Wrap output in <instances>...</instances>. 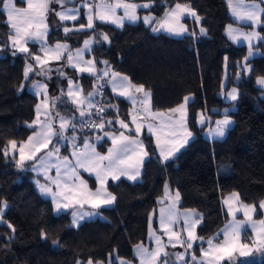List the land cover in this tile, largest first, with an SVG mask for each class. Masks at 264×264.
<instances>
[{"label": "trees", "instance_id": "16d2710c", "mask_svg": "<svg viewBox=\"0 0 264 264\" xmlns=\"http://www.w3.org/2000/svg\"><path fill=\"white\" fill-rule=\"evenodd\" d=\"M227 1L157 0L151 9L160 18L171 6L186 5L202 19L206 37L196 34L190 22L189 30L194 35L180 39L150 33L143 24L117 29L99 23L92 30L65 32V28L84 25V17L51 31L50 45L65 42L71 50L95 37L93 55L98 66L128 77L133 85H143L152 95L154 111L170 114L173 112L169 110L181 106L185 98H193L188 105V126L194 135L190 145L164 164L152 138L145 135L149 159L144 164L142 180L134 184L125 180L110 182L108 190L116 197V204L101 210L105 220L86 222L77 228L70 214L55 215L51 202L40 196L31 172L33 162L22 163L4 154L11 141L24 142L36 131L29 124L35 120L39 99L28 87L36 81L47 84L53 116L73 119L75 127L66 135L77 136L81 144L95 141L105 131L119 132V118L129 123L131 105L103 90L99 101L104 112L97 114L94 109L95 126L81 124L77 108L67 97L68 80H79L88 95L99 87L96 78L78 77L67 67L66 58L25 77L26 66L34 62L32 52L13 55L10 30L0 5V212L7 206L0 222V264L135 262L134 249L148 240L151 225L158 228L157 211L168 183L180 194L179 208L194 211L198 219L188 264H192V258L201 257L209 241L230 221L224 207L227 196L237 194L242 203L255 206L257 218L262 217L264 90L257 81L264 78V27L260 28L262 40L256 46L261 56L245 62L247 47L236 46L226 36V28L238 24L230 16ZM57 5V0H49L50 9H57ZM233 87L238 89L239 98L226 103L220 94ZM232 107L235 111L228 115L235 125L226 139L207 141L206 128L198 125L199 115L217 120ZM62 143L63 136L57 135L50 149L61 148V155L67 156L71 148ZM106 149L107 143L100 145L101 151ZM244 241L253 243L249 231ZM224 264H264V257L242 260L234 256Z\"/></svg>", "mask_w": 264, "mask_h": 264}, {"label": "crops", "instance_id": "0c3cea01", "mask_svg": "<svg viewBox=\"0 0 264 264\" xmlns=\"http://www.w3.org/2000/svg\"><path fill=\"white\" fill-rule=\"evenodd\" d=\"M157 0H121L123 3H131L135 4L137 7L135 9L137 19L135 21H129L127 18L123 17V8H118L116 9V16L119 18H122V25L119 26L117 23H112L111 18L101 21L98 17V13L101 10V6L107 5V4H115L117 3V0H81L78 2V0H57V13L55 15L54 9H50L49 7V0H44V2L47 3V8L44 9L43 12V21L44 25L46 27L41 26L39 28H36L35 26L28 28L29 32L32 31H40V32H46L45 38L43 41H40L38 38L33 39V38H28L27 39V48L29 51L27 53H22L18 51V46H13L11 37L14 34V30L10 27V24L7 20L6 16V10L2 6V11L6 16V23L9 27L10 30V49L13 53V55H18V54H29L32 52V57L34 55H39L41 57V60L38 62L33 59V64H30L32 66L31 70L28 72L27 78L33 73L35 70H40L44 71L49 68L51 64H59L62 62L64 58H66V63L67 67L74 71L78 77L81 76H94L99 85L98 89H96V94L93 96L91 103L92 107H88L87 103V95L83 91V87L81 85V82L75 78H70L68 80V86H67V97L70 103H72L78 110V118L83 117L84 119V125L85 127H90L93 128L95 126V122L92 119L93 114H94V109L99 101V97L102 95L103 90H107V92L115 99H123L126 102H128L131 105V116H130V121L128 124V128H122L120 125V122L118 121V125L120 128L119 132L116 131H105L103 132L95 141L92 140H86L84 143H80L81 139L76 138L75 143L72 144L70 147V153L67 156H62L60 149L58 152H56V149L51 150L50 147L52 146L55 137L58 135L56 133H59L60 131H63L60 129V123L61 117L64 116H53L52 110L50 111L49 115V107H46L42 104L43 100H45L46 97L49 95V90L47 87H36L37 85H43V82L36 81L33 83L29 88V92L35 95L39 101L36 106V117L35 120L29 124V127H35L36 131L33 133L26 141L17 143L16 142V149H13L11 145L8 148V155L11 157H17V159L22 162H33L31 172L35 175L36 177V183H37V188L40 196L51 202L53 206V212L55 215L60 216L63 214H70L71 220H72V225L74 227H79L82 224L86 222H91V221H96V220H102L104 221L105 218L101 214V210L103 209H111L115 206L116 204V197L111 194L108 190V185L110 182H119L122 180L128 181L130 183H138L142 180V174H143V168L144 164L147 162L149 159V150L147 143L144 139L145 135L149 136L152 138L156 152L159 155L161 161L165 164L171 160H173L175 157H177L182 151H184L190 143L194 140V135L191 133L189 126H188V105L193 101L192 97L187 98V102L183 103L181 106H183L184 109V117H183V127H181L180 124H175L174 128L173 127H161V124L163 122L168 121L169 118H172L173 120L180 119L181 113H170L166 114L163 112H157L154 111L152 108V95H150V101L147 105L144 107H141L139 103H133V97L137 99H141L144 96L143 92H136L135 88H130L124 95H121L120 92L122 91L121 89H114L113 88V77L112 73L116 72H110L108 73L107 69H101L98 66L97 60L95 56L93 55V50L97 44V39L95 37H89L87 40H91L92 44L90 46V49H86L84 51V56L83 59L85 62L91 61V65L87 63H81L77 64L76 67H73L69 65L67 56L69 54V51L73 54L74 57V62H75V52L78 49H84L85 48V41L83 44L75 49L71 50L70 45L65 42H60L56 43L53 45L49 44V35L51 31L54 29H57L61 24L63 23H72L75 22L82 17L85 19V24L83 28L81 27H76V28H67L69 29L66 33H73V32H82V31H88L92 30L95 28L97 24H107L110 26H113L117 29H122L126 25H138V24H143L146 28L149 29L150 33L156 34V35H166L171 38H184L187 36H193L194 32L189 30V26L187 22H190L193 24L195 28V33L199 34L202 37L207 36V31L203 28L202 26V19L197 15L193 17L190 12H181L179 14V23L183 25L184 29L186 31H182L180 35L172 34L165 30L162 27H159V22L163 21L165 18L173 19L172 17H168L167 14L173 11H176L175 5L171 6L169 9L165 11V13L160 17L157 18L152 12L151 9L154 7L155 2ZM34 4L42 2V0H32ZM14 3L17 7L19 8H27V0H14ZM66 3L71 4V3H76V5H71L67 6ZM145 5H147L145 7ZM183 6V5H182ZM189 8V7H188ZM191 9V8H189ZM192 10V9H191ZM70 12V13H76L78 12V15L76 16V19H65L61 20L58 13L60 12ZM91 14L92 16V21H93V27L92 28H87L88 24V17ZM145 18H148L151 22L150 23H145ZM238 24H246L242 22H237ZM249 26V25H248ZM244 27V26H242ZM261 27V26H260ZM264 27V26H262ZM157 30H153V29ZM245 28V27H244ZM203 30V31H202ZM261 34V33H260ZM57 44L60 45H67L69 51H65L63 56L60 59H56L54 55L49 54L48 56L44 55V49L43 45H46L49 49H54ZM29 65L26 66V69H28ZM93 68L95 71L94 72H89L87 70L85 71H80V68ZM107 72L108 75H104V73ZM122 77H125L120 74L117 79H120ZM128 78V77H127ZM128 82L131 83L130 79L128 78ZM132 84V83H131ZM133 85V84H132ZM47 86V85H46ZM136 86V85H135ZM227 86V81L224 83V88ZM71 88L73 90L74 96H69L68 95V90ZM233 90H235V95L236 99H231L230 94L233 93ZM151 94V93H150ZM50 96V95H49ZM221 98L224 99L226 103H233L238 100L239 98V91L237 88H231L229 90H224L220 94ZM75 100V102H73ZM84 103H81V102ZM39 110V113H38ZM81 110H83L84 115H81ZM147 111V117L145 116V112ZM235 111V108H229L225 109L223 112L224 115L217 119V120H212L210 118L205 117L203 114L199 115L198 118V125L199 127H205L206 132H205V139L209 142L213 141H223L226 139L229 131L233 129L235 122L233 118H231L228 113ZM139 112V115H137V123H140L143 121V126L141 128L140 134H136V123H133L132 117L133 115L137 114ZM163 113V117L160 118L157 116V118H152L156 114ZM66 118V117H64ZM67 120L70 121V123L65 125V131L70 130V128L73 129V124L74 120L71 118H66ZM228 119L231 121V123L227 126L224 136L223 137H218L215 135V130L217 126V122ZM80 120V119H79ZM93 124L91 125V123ZM125 123V122H124ZM149 124L154 125L151 131H149ZM45 125H50L52 130H53V135L49 138L50 142L47 144L46 147L38 150V151H33V147L36 143L37 133L41 132V129ZM184 129L187 130V132H190L191 135L188 136ZM176 131V135H171L170 133ZM123 132L126 136L131 137L134 140H137L139 143L143 144V149L139 150L140 154L139 156L133 155L132 159L133 161L135 160H140V163L138 165V170H139V175L134 179L130 180L126 175H121L119 179H113L112 176L109 174L107 175L103 183L99 179H97V171L92 168H84L80 167L77 165V157L75 153H79L83 149V145L87 143L90 148H95V151L101 155H107L109 149L113 147H121L120 144L113 145L112 143V137L115 135L117 138H119V133ZM157 136L160 138V145H157ZM178 137H183L186 142L182 144V146H179V150L173 152L171 156L167 160L164 159L163 156H161V149H168V148H173L176 147L173 142L177 140ZM30 138H32V143H28ZM74 138V137H72ZM69 139V138H68ZM65 140V139H64ZM66 142V140L64 141ZM107 143V149L105 151L100 150V145ZM126 143V142H125ZM63 144V143H62ZM21 146H24V157L21 159L20 156V148ZM64 147V146H63ZM147 153V155H144V153ZM49 153L52 155L49 156ZM67 158V159H65ZM49 161V165L47 169L45 170L44 167L41 166L42 161ZM104 165H107L108 161H103L102 162ZM59 167V176L57 175V168ZM74 167L75 172H71L70 168ZM71 177V178H70ZM41 185H46L47 187L51 188L52 194L45 195L41 193L40 191V186ZM101 193V198L103 196L108 195V196H114L115 200L110 203V204H102L98 208H94L90 202L83 203L81 205L79 201V194L80 193H96V192ZM177 191L173 190L168 183L165 186L164 190V197L161 200L160 207L157 211V225L158 228L154 227L151 225L149 229V234H148V240L143 243L138 245L134 249V256L136 258L135 262H129V261H124V260H119L118 264H143V258L141 256V250H147V252H157L159 249L158 255L155 259V264H162V262L167 261L168 264H188L189 263V250L192 248H188L186 246L188 242V232L189 228L188 226L184 223V217L187 216H192L193 218H196V214L191 211V210H182L179 208L180 203H181V197L180 194L178 193L177 196ZM55 195V199L54 196ZM61 200L65 204H69L67 208L61 207L59 210H57L56 207V201ZM226 201H228L226 203ZM246 204L242 203L240 200V197L237 194H231L227 196L224 199V207L227 213L230 215V209L232 206H235L237 209V213L240 215H243L242 213L244 211H249V214H252L251 209H245ZM250 207V205H247ZM173 208L176 212L177 219L175 223L173 224H167L162 226L160 224V213L161 210H164L167 212L168 209ZM7 208H5V205L3 207V210L0 212V222H2V216L6 212ZM260 210L262 212V216H264V212L262 211L263 209L260 207ZM74 213H84L82 218L78 219L76 223H74ZM258 213V210L255 208V211L253 212V216L256 218ZM234 222L230 221L228 222L220 231L219 233L212 238V245L208 246L203 252L201 257L197 260L196 263L194 264H224L225 261L230 259L231 257L238 256L242 260H251V259H257L259 257L263 258L264 257V248L258 253L257 256H254L257 252L253 249V246L255 247L257 242L255 241V232L253 230V233H251V238L253 240L252 244H249L244 241V227H242L241 232H240V237H239V243L240 244H246L248 245L247 248H237L234 252H232L230 255H225V258L223 260L217 259V257L220 255L216 251V246L217 245H222L224 243V238H225V230ZM165 228H167V231H165ZM196 228L191 229L193 233V239H192V246L194 244V241L196 239ZM175 232L176 235L171 236L170 239V234ZM253 234V236H252ZM217 239H220L221 241L218 242ZM159 241V242H158ZM241 252H246V255H242ZM205 253H208L207 255ZM183 254V255H182ZM183 256V259H182ZM260 258V259H261ZM192 260V259H191Z\"/></svg>", "mask_w": 264, "mask_h": 264}, {"label": "snow or ice", "instance_id": "6c2138e0", "mask_svg": "<svg viewBox=\"0 0 264 264\" xmlns=\"http://www.w3.org/2000/svg\"><path fill=\"white\" fill-rule=\"evenodd\" d=\"M0 5L3 6V8L6 10V16L7 20L10 24V27L14 30V34L11 37L13 46H18V51L22 53H27L29 49L27 48V39L28 38H33L36 39L38 38L40 41H43L46 35V32H40V31H32L29 32L28 28L35 26L36 28H39L41 26L46 27L44 25L43 21V12L44 9L47 8V3L42 0L40 3L34 4L32 0H27V8H19L15 5L14 0H0ZM147 5H145L146 7ZM136 5L131 4V3H123L121 0H117V3L115 4H107L101 6V10L98 13V17L101 21H105L109 18H111L112 23H117L119 26L122 25V18H119L116 16V9L118 8H123V17L127 18L129 21H135L137 19L136 16ZM176 11L170 12L167 14L168 17H172L173 19L165 18L163 21L159 22V27L164 28L168 32L176 35H180L182 31H186L184 29L183 25L179 23V14L181 12H190V14L195 17L196 13L189 9L186 5H181L177 3L175 5ZM256 8H252L247 10V17L249 19H253L256 15ZM59 17L61 20L65 19H76V16L78 15V12L76 13H70V12H60L58 13ZM151 21L148 18H145V23H150ZM81 28L85 27L84 25L80 26ZM87 28H92L93 27V21H92V16L91 14L88 17V24L86 26ZM69 29L65 28V32H67ZM154 31L157 29H153ZM203 31V30H202ZM230 34H231V29H230ZM255 35V34H252ZM239 36H244L245 38H249L247 34L244 33H235L233 38L239 37ZM104 40H108L107 35H103ZM85 43V48L84 49H78L75 52V62H74V57L73 54L68 50V46L65 45H60L57 44L54 49H49L46 45H43L44 49V55L48 56L49 54H52L55 56L56 59H60L65 51H69V54L67 56V60L69 65L76 67L77 64L81 63H87L91 65V61L85 62L83 59L84 56V51L86 49H90V46L92 44L91 40H87L84 42ZM251 55V52L249 53ZM33 59L36 61H40L41 57L39 55H34ZM32 66L29 65L28 69L25 71V77L28 76V72L31 70ZM80 71H89V72H94L95 70L91 67L85 69V68H80ZM104 75H108L107 72L104 73ZM119 73H112L113 77V88L114 89H121L122 91L120 92L121 95H124L130 88H135L136 92H143L144 96L141 99H137L133 97V103H139L141 107H144L147 105L150 101V92L146 91L144 89L143 85L140 86H135L132 85L130 82H128V78L122 77L120 79H117L119 77ZM258 83L261 85H264V78H261L258 80ZM36 87L40 88L43 87V85H37ZM68 95L74 96L73 90L69 88L68 90ZM231 99H236L235 95V90H233V93L230 94ZM75 102V100H73ZM187 102V98H185V103ZM81 103H84L83 101ZM88 107H92V103L90 100L87 101ZM169 111L173 113H181L180 119L173 120L172 118H169L168 121L163 122L161 124V127H173L175 124H180L181 127H183V117H184V109L183 106H179L175 109H170ZM39 113V110H38ZM81 115H84L83 110H81ZM137 115H139V112L132 117L133 123H136V134L139 135L141 128L143 126V121L140 123H137ZM163 113L156 114L152 118H157L163 117ZM145 116L147 117V111L145 112ZM61 123H60V129L63 130L65 128V125L70 123L69 120H67L64 117L60 118ZM231 123L228 119H224L221 121L217 122L216 130H215V135L218 137H223L225 130L227 126ZM120 125L122 128L127 129L128 124L124 123L123 121L120 122ZM100 127H103V124L100 125ZM154 125L149 124V131L152 130ZM186 134L188 136L191 135L190 132H187L186 129H184ZM53 130L50 125H45L40 133H37L38 139H36V143L33 147V151H38L44 147L47 146V144L50 142V137L53 135ZM60 136H63V131H60L59 133H56ZM171 135H176V131H173L170 133ZM126 142V143H125ZM186 140L183 137H178L176 141L173 143L177 145L176 147L173 148H168V149H161V156L164 157L165 160L169 158L173 154V152L179 150V146H182L183 143H185ZM28 143H32V138H30ZM112 143L113 145L120 144L121 147H113L109 149L107 155H101L95 151V148H90L87 143L83 145V149L79 153H75L77 157V165L80 167L84 168H92L97 171V179L103 183L104 178L107 175H111L113 179H119L121 175H126L130 180H134L138 175H139V170H138V165L140 163V160H135L133 161L132 157L133 155L139 156L140 152L139 150L143 149V144L139 143L137 140L132 139L129 136H126L123 132L119 133V138H117L115 135L112 137ZM10 145L13 149H16L17 145L15 141H11ZM157 145H160V138L157 136ZM59 151V148H56V152ZM5 155H7V151L4 152ZM52 154L49 153V156ZM144 155H147L145 152ZM20 156L21 159L24 157V146H21L20 148ZM67 159V158H65ZM108 161L107 165H104L102 162L103 161ZM49 165V161L45 160L41 162V166L47 169ZM71 172H75V168L72 167L70 168ZM57 175L59 176V167L57 168ZM71 178V177H70ZM40 191L41 193L48 195L52 194L51 188L47 187L46 185H41L40 186ZM54 199L55 195L53 194ZM178 196V193H177ZM115 200L114 196H108L105 195L103 198H101V193L98 191L96 193H80L79 194V201L81 205L86 202H90L94 208L100 207L102 204H110ZM228 201H226L227 203ZM69 204H65L61 200L56 201V207L57 210H59L61 207L67 208ZM245 209H248L249 206L245 205ZM260 207L264 209V202L261 203ZM251 211H255V206H251ZM84 213H74V223L77 222L78 219L82 218ZM244 216L247 220H251V216L249 215V211L244 212ZM177 219L176 212L173 208H170L165 212L164 210H161L160 213V224L162 226L167 225V224H173L175 223ZM184 223L188 226L190 229L188 232V242L186 246L188 248L192 247V239H193V233L191 229L195 228L196 224L198 223L197 218H193L192 216H185L184 217ZM259 224L261 225L260 231H264V220H260ZM243 225L240 222H236L231 224L226 230H225V238H224V243L222 245H217L216 246V251L220 253V255L217 257V259L223 260L225 258V255H230L232 252L237 250V248H247L248 245L246 244H240L239 243V237H240V232L242 229ZM165 231H167V228H165ZM176 235L175 232L170 234V239L171 236ZM159 242V241H158ZM209 245H212V242L209 241ZM159 249L157 252H147V250L142 249L141 250V256L143 258V264H155V259L158 255ZM206 255L208 253H205ZM242 255H246V252H241ZM88 264H91V261L88 262ZM162 264H168L167 261L162 262Z\"/></svg>", "mask_w": 264, "mask_h": 264}, {"label": "rangeland", "instance_id": "374dc122", "mask_svg": "<svg viewBox=\"0 0 264 264\" xmlns=\"http://www.w3.org/2000/svg\"><path fill=\"white\" fill-rule=\"evenodd\" d=\"M227 2H228L229 13H230L231 18L235 22H242V23H246V24H241V25L240 24H234V23L230 24L226 28V36L236 46L247 47L248 51H247V55L245 58V62L249 61L253 58H256L258 56H261V51L256 46L262 40V36L260 34V28L262 26H264V0H228ZM253 7L257 9L256 15L253 19H249L247 17L246 13H247V10L252 9ZM54 13L56 15V13H57L56 8L54 9ZM242 26H244L245 28ZM230 29H231V34H230ZM235 33L247 34L249 36V38H245L244 36H239V37L233 38ZM252 34H255V35H252ZM250 52H251V55L249 54ZM46 85L47 84L43 82V87H47L49 90V87ZM257 85L264 90V85L259 84L258 81H257ZM95 94H96V89H93V91H91L87 95V101L88 100L91 101ZM42 104L46 107H49V115H50L51 99H50L49 95H48V97L45 98V100H43ZM79 119H80L81 124L84 125L85 121H84L83 117H79ZM74 127L75 126H73V128ZM71 129L72 128H70V130ZM70 130L65 131V129H63V144H62V146H66V145L71 146L72 144L75 143L76 138H78L77 136H74V138L67 137L66 134ZM64 139L66 140V142H64L65 141ZM59 149H61V148H59ZM5 208H7L6 205H5ZM248 209H251V208H248ZM230 210H231L230 211V218H231L230 221H232L234 223H236V222L242 223V225L244 227V233L247 230H249L251 233H253V230H254L255 237H256L255 241L257 242V244L255 247L253 246V249L255 250V252H257L254 256H257L258 253L264 248V231H260L261 225L259 224L260 220H264V216H262L261 218H257V217L255 218L253 216V212H252V214L251 213L249 214L251 216V220H247L244 216L245 211L242 213L243 215H240L239 213H237V209L235 206H232ZM262 211L264 212V209ZM252 236H253V234H252ZM260 258L261 257H259L257 259H252V260H260ZM182 259H183V256H182ZM197 260L198 259L192 258L191 263L194 264L197 262Z\"/></svg>", "mask_w": 264, "mask_h": 264}, {"label": "built area", "instance_id": "2783aa9c", "mask_svg": "<svg viewBox=\"0 0 264 264\" xmlns=\"http://www.w3.org/2000/svg\"><path fill=\"white\" fill-rule=\"evenodd\" d=\"M95 110L97 114H101L104 112V105L101 101L97 102L96 106H95ZM94 121V120H93ZM122 119L119 118V122H121ZM93 124V122L91 123V125Z\"/></svg>", "mask_w": 264, "mask_h": 264}]
</instances>
